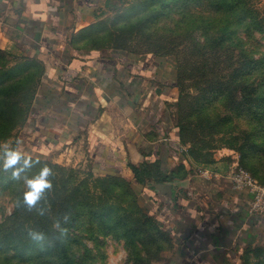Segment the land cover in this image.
Wrapping results in <instances>:
<instances>
[{"label": "rangeland", "instance_id": "374dc122", "mask_svg": "<svg viewBox=\"0 0 264 264\" xmlns=\"http://www.w3.org/2000/svg\"><path fill=\"white\" fill-rule=\"evenodd\" d=\"M86 29L78 43L91 51L165 57L174 70L172 114L191 166L169 173L179 202L188 196L181 182L196 175L232 185L229 172L243 168L264 181V60H254L264 53V0H110ZM18 62L0 54V264H169L173 235L137 204L138 186L156 192L152 166L130 162L131 175L110 177L87 156L27 155L20 138L39 67ZM11 152L21 158L6 168ZM45 167L50 187L29 205L28 181ZM240 258L264 264V243L245 244Z\"/></svg>", "mask_w": 264, "mask_h": 264}, {"label": "crops", "instance_id": "0c3cea01", "mask_svg": "<svg viewBox=\"0 0 264 264\" xmlns=\"http://www.w3.org/2000/svg\"><path fill=\"white\" fill-rule=\"evenodd\" d=\"M109 1L0 0V51L40 66L20 138L27 155L56 163L87 156L96 174L113 177L131 175L130 162L158 163L164 174L180 164L190 169L167 58L78 43ZM194 178L181 182L188 194L181 202L171 181L155 184L156 192L136 188L139 205L173 235L169 264H242L245 244L264 243V216L249 215L250 195L228 180Z\"/></svg>", "mask_w": 264, "mask_h": 264}, {"label": "built area", "instance_id": "2783aa9c", "mask_svg": "<svg viewBox=\"0 0 264 264\" xmlns=\"http://www.w3.org/2000/svg\"><path fill=\"white\" fill-rule=\"evenodd\" d=\"M229 177L234 189L250 195L248 213L256 217L264 216V184L243 168L232 169Z\"/></svg>", "mask_w": 264, "mask_h": 264}, {"label": "clouds", "instance_id": "9594fccd", "mask_svg": "<svg viewBox=\"0 0 264 264\" xmlns=\"http://www.w3.org/2000/svg\"><path fill=\"white\" fill-rule=\"evenodd\" d=\"M21 155L19 152H11L8 154L7 160L5 161V167H10L15 165L20 160ZM28 161L25 160V164ZM49 169L45 167L39 176L35 179L28 181L30 191L25 194V201L29 205H33L39 199L40 193L47 187H50L49 182L47 181V176L49 175ZM42 237H36V239H41Z\"/></svg>", "mask_w": 264, "mask_h": 264}, {"label": "trees", "instance_id": "16d2710c", "mask_svg": "<svg viewBox=\"0 0 264 264\" xmlns=\"http://www.w3.org/2000/svg\"><path fill=\"white\" fill-rule=\"evenodd\" d=\"M122 50H125V49H122ZM128 51V50H127ZM129 52H131V51H129ZM0 54H4V55H6V56H8V54H6L5 52H2V51H0ZM255 61H256V64H260V62L262 61V60H264V53H263V55L261 56V58H259V59H254ZM21 65H23V68L22 69H24V70H27V71H30V69L33 67V66H37V67H39V71H40V66L38 65V64H33V65H29V64H26V63H21ZM38 77H39V73H38ZM34 92V91H33ZM33 94V93H32ZM31 100H32V95H31ZM177 126V129H178V136H179V140L182 142L183 140V129H182V125L181 124H178V125H176ZM31 161H35V160H31ZM36 162V161H35ZM132 166V169H133V172H136V166L135 165H131ZM149 166H152L154 169H155V171H158V173L160 174V176H162V178H160V176L158 177V175H156L157 176V181L156 182H165L166 180L167 181H170L171 180V177H170V175L171 174H164L163 173V171L161 170V168H160V165L158 164V163H145V165H144V167H149ZM152 170V169H151ZM171 173H172V171H171ZM252 174V173H251ZM253 175V174H252ZM254 176V175H253ZM110 177H113V176H110ZM255 177V176H254ZM260 181V180H259ZM262 184H264V181H260ZM137 204H138V206H139V203L137 202ZM147 212H146V216H147V220H150V221H152V222H156V226H157V230H161V229H163L168 235H169V231L163 226V224H162V221L158 218V217H156V215L154 214V213H152V211L151 210H149V209H145ZM155 217V218H154ZM155 220V221H154ZM138 259V258H137Z\"/></svg>", "mask_w": 264, "mask_h": 264}]
</instances>
